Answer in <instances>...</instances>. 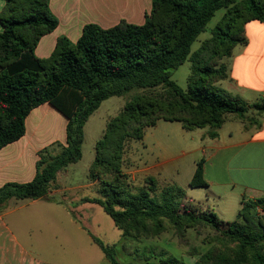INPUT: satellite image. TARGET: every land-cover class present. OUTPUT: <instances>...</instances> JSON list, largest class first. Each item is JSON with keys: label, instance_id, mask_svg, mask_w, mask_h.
I'll return each instance as SVG.
<instances>
[{"label": "trees", "instance_id": "trees-1", "mask_svg": "<svg viewBox=\"0 0 264 264\" xmlns=\"http://www.w3.org/2000/svg\"><path fill=\"white\" fill-rule=\"evenodd\" d=\"M3 1L0 149L24 136L27 117L44 103H50L68 123L66 145L56 142L39 152L33 181L0 188V212L11 199L57 201L50 196L62 188L57 176L82 159L85 125L102 102L135 88L162 86L155 94L128 102L108 120L95 144L90 176L105 174L112 179L103 182L101 198L82 201L99 204L123 237L134 231L158 235L166 222L178 230L185 224L211 227L220 242L194 264H264V221L255 214L257 208L264 210V199L242 201L236 220L225 222L210 208L199 211L202 207L180 187L161 188L152 176L137 194H131L124 186L128 177L123 172L128 143L143 140L146 130L160 120L179 122L186 131L209 127L211 138L218 137L230 114L259 125L256 117L264 112V101L248 103L216 85L229 78L228 64L222 60L248 42L246 24L264 22V0H153L143 25L122 21L106 29L88 24L75 43L60 37L47 58H38L35 49L59 24L50 0ZM220 9L226 12L213 37L192 54V45ZM188 60L195 66L184 89L171 77ZM204 162V158L197 162L190 186L208 187ZM91 237L111 264H124L117 258L116 244ZM143 264L180 263L176 257L160 256Z\"/></svg>", "mask_w": 264, "mask_h": 264}, {"label": "crops", "instance_id": "crops-1", "mask_svg": "<svg viewBox=\"0 0 264 264\" xmlns=\"http://www.w3.org/2000/svg\"><path fill=\"white\" fill-rule=\"evenodd\" d=\"M3 6L0 0V11ZM152 6L153 0H50V9L59 24L41 38L35 55L49 57L60 37L77 42L88 24L106 29L122 21L143 25ZM246 35L247 44L237 46L227 59L229 78L217 84H223V91L256 103L264 101V22H248ZM256 119L259 125L230 114L217 138L206 137V128L197 129L202 142L199 149L203 156L209 153L204 157V178L208 182L205 188H222V200L230 190L241 200V206L242 201L264 199V112ZM67 123V118L50 103L33 109L26 119L24 136L0 149V188L7 183L33 181L39 152L56 142L66 145ZM59 184L62 188L50 193L57 201L11 199L0 212V264H62L65 249L42 245L39 239L44 233L59 237L66 229L68 215L71 222L81 223L66 200L57 196L66 190Z\"/></svg>", "mask_w": 264, "mask_h": 264}, {"label": "rangeland", "instance_id": "rangeland-1", "mask_svg": "<svg viewBox=\"0 0 264 264\" xmlns=\"http://www.w3.org/2000/svg\"><path fill=\"white\" fill-rule=\"evenodd\" d=\"M225 12L226 9L216 12L206 31L201 33L192 45V54L199 49L202 42L213 37V31ZM222 61L227 63L226 58ZM194 66V62L188 60L173 72L171 78L182 88L187 89ZM216 86L219 89L224 87L223 84ZM161 90L162 86L135 88L125 95L112 96L102 102L100 108L86 123L82 159L66 167L57 176V181L66 187V190L57 196L66 200L68 206L79 215L81 223L71 222L67 214L68 224L64 231L61 230L59 237L55 238L46 233L39 236L42 245H60L61 249H65L62 264H110L88 231L105 244L111 246L116 244L117 258L124 264H143L145 261L153 263L160 259V256L176 257L180 264H194L220 242L213 229L207 225L185 224L178 230L167 222L165 229L158 235L137 234L134 231L123 237L122 231L99 204L82 201L84 198H101L103 182L112 179L105 174L98 178L90 176L96 154L95 144L101 138L108 120L117 116L125 104L136 97L155 94ZM206 129H208L206 137L211 138L210 128ZM201 143L197 129L186 131L179 122L158 121L155 126L146 130L143 140L128 143L123 166V172L128 178L124 179V186L131 194H137L148 176H154L161 188L172 184L183 189L202 207L199 211L210 208L221 221L233 222L241 209V200L235 194L227 190L228 193L222 200L220 187L208 189L190 186L197 162L209 154L207 152L203 156L199 149ZM255 214L264 221L261 208H257Z\"/></svg>", "mask_w": 264, "mask_h": 264}, {"label": "built area", "instance_id": "built-area-1", "mask_svg": "<svg viewBox=\"0 0 264 264\" xmlns=\"http://www.w3.org/2000/svg\"><path fill=\"white\" fill-rule=\"evenodd\" d=\"M262 213H264V210H262Z\"/></svg>", "mask_w": 264, "mask_h": 264}]
</instances>
